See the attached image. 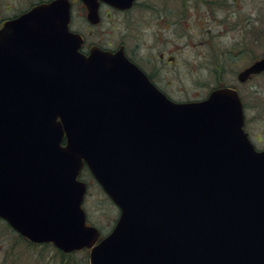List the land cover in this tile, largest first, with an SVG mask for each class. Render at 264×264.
Returning <instances> with one entry per match:
<instances>
[{"label": "water", "instance_id": "1", "mask_svg": "<svg viewBox=\"0 0 264 264\" xmlns=\"http://www.w3.org/2000/svg\"><path fill=\"white\" fill-rule=\"evenodd\" d=\"M99 1L135 0H81L93 24ZM70 9L49 0L0 29V218L89 264H264V150L237 91L173 101L122 48L81 54ZM262 72L264 56L237 80ZM84 165L119 209L101 239Z\"/></svg>", "mask_w": 264, "mask_h": 264}, {"label": "rangeland", "instance_id": "2", "mask_svg": "<svg viewBox=\"0 0 264 264\" xmlns=\"http://www.w3.org/2000/svg\"><path fill=\"white\" fill-rule=\"evenodd\" d=\"M38 1L0 0V22ZM71 1L76 22L84 12ZM100 28L115 44L123 41L129 56L173 101L201 100L218 87L237 88L245 131L257 150L264 149V72L237 80L240 71L264 56V0H138L126 15L103 13ZM80 178L88 186L87 222L106 236L119 210L87 168ZM5 225L0 220V264H89L88 250L63 261L53 245L27 244Z\"/></svg>", "mask_w": 264, "mask_h": 264}, {"label": "flooded vegetation", "instance_id": "3", "mask_svg": "<svg viewBox=\"0 0 264 264\" xmlns=\"http://www.w3.org/2000/svg\"><path fill=\"white\" fill-rule=\"evenodd\" d=\"M45 1H48V0H39L38 2L30 5L25 11L21 12L20 14L28 11L34 5L42 3V2H45ZM137 1L132 5L131 8H129L127 10H120V9L113 8V7L109 6L108 4H106V3L101 1L99 3V5H98L99 22L97 24H92L91 22H89L87 20L86 8L83 6L82 2L79 1V0H75V4L78 5V7H80V9L84 12V16H83V18L81 20H79V21L77 20L76 22H75V20L73 18H71V20L69 22V29L73 33L78 34L81 37V43H80V46H79V52H81V54H83L85 56H88L90 54V51L92 49H94V48H99L101 50L110 51V52H115V51L119 50L120 48H122L123 51H124V54L129 58V60L134 62L145 74L148 75L150 80L155 85H157L155 83V81H154L153 76L151 74H149L147 72V70L143 66H141L139 63H137L135 60H133L129 56V54L125 50V46L123 45L124 42L121 41V40H118V42L115 44L114 42H112L109 39H107V36L106 37L104 36L105 31H103L100 28V26L102 24V21H103V13L105 15L109 14L111 16L113 14L126 15V13H128L130 10H132L135 7V4L137 3ZM72 5H73V3H72ZM19 15H16V16H13V17L4 18L0 22V28L3 27V25L8 20L16 18ZM110 21H112V20H110ZM101 32H102V34H101ZM160 57L161 58H165L163 54H161Z\"/></svg>", "mask_w": 264, "mask_h": 264}, {"label": "trees", "instance_id": "4", "mask_svg": "<svg viewBox=\"0 0 264 264\" xmlns=\"http://www.w3.org/2000/svg\"><path fill=\"white\" fill-rule=\"evenodd\" d=\"M5 224H6L5 226H6L7 228H10L6 222H5ZM16 236L18 237L19 240H22V241L26 242L27 244H31L30 242H28V241H26L24 238H22L20 235H17V234H16ZM31 245H32V244H31ZM45 245H49V244H45ZM56 254H57V255H60L61 260H63V261H66V260L70 259L71 255H72V253H68V254H66V253H63V252H61V251H59V250H56ZM65 259H66V260H65Z\"/></svg>", "mask_w": 264, "mask_h": 264}]
</instances>
